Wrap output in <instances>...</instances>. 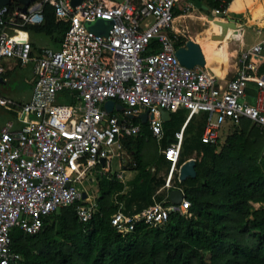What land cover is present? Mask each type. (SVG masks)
I'll use <instances>...</instances> for the list:
<instances>
[{
	"label": "built area",
	"instance_id": "2783aa9c",
	"mask_svg": "<svg viewBox=\"0 0 264 264\" xmlns=\"http://www.w3.org/2000/svg\"><path fill=\"white\" fill-rule=\"evenodd\" d=\"M180 1L83 0L75 7L72 0H34L25 12L11 11L14 2L0 8V84L7 81L2 63L9 59L14 69L33 65L34 74L30 101L0 94V107L11 115L0 123V264L21 259L12 251L15 229L37 234L48 217L78 203L77 216L88 223L98 205L80 185L92 182L94 173L110 172L126 151L124 139L138 137L145 125L172 161L169 183L195 117L205 118L204 144H218L226 127L243 121L264 135V74L254 60L264 55V42L241 52L230 78L207 66L190 69L176 55L186 39L175 23ZM215 2L220 7L212 17L219 20L228 0ZM47 4L57 22L68 25L59 50L35 48L26 30L44 23ZM191 9L185 7L184 16ZM98 20L112 23L108 36L90 31ZM109 101L115 103L112 112L105 108ZM180 110L188 111L187 118L166 149L162 112ZM145 114L146 124L140 119ZM170 188L169 200L171 191L183 192L179 205L156 202L138 214L120 210L112 225L126 237L140 223L158 228L170 212L186 214L191 203L184 191Z\"/></svg>",
	"mask_w": 264,
	"mask_h": 264
},
{
	"label": "trees",
	"instance_id": "16d2710c",
	"mask_svg": "<svg viewBox=\"0 0 264 264\" xmlns=\"http://www.w3.org/2000/svg\"><path fill=\"white\" fill-rule=\"evenodd\" d=\"M193 1L204 3L211 11L220 7L215 0ZM231 2L228 0L223 12ZM10 8L14 11L22 5L16 1ZM182 15L175 11V17ZM44 18L42 25L26 30L51 37L59 50L68 25L57 22L49 4ZM188 41L182 39L179 47ZM33 46L37 48L34 42ZM180 113L164 126V148L187 118L176 123ZM204 127V117L189 123L178 163L179 168L183 166L188 153L202 156L196 162V178L177 182L191 203L186 214L170 212L168 223L158 228L140 223L126 237L112 225L120 210L138 214L154 206L156 189L164 186L150 170L163 158L160 150L146 160L143 154L148 141L156 142L145 125L141 135L123 142L133 157L127 166L137 173L130 181L131 189L125 191L126 184L117 173H105L98 180V210L88 223L78 218L77 207L83 204L78 203L48 217L37 234L13 230L12 251L21 257L14 264H264V135L254 124L243 121L229 127L225 140L208 145L201 141ZM164 205H171L170 200Z\"/></svg>",
	"mask_w": 264,
	"mask_h": 264
},
{
	"label": "rangeland",
	"instance_id": "374dc122",
	"mask_svg": "<svg viewBox=\"0 0 264 264\" xmlns=\"http://www.w3.org/2000/svg\"><path fill=\"white\" fill-rule=\"evenodd\" d=\"M116 1H120V0H116ZM187 14L192 17L188 18L185 21L184 25L186 26V31L182 33L185 34L186 39L196 40L198 35H204L202 34V32H204V28H205V27L203 28L202 24L198 22L199 17L201 16L209 17V15L211 14L207 12L206 10H203L200 7L192 8L190 11L187 12ZM212 25H215V24L208 23L207 28L208 26H212ZM30 34L38 49H44V48L55 49L56 48V44L51 37L46 36L44 34H37V33H30ZM2 65L4 66L6 70L5 77L7 78V81L3 84H0V92L3 94V96L7 97L8 99L16 103L22 104V103L27 102L32 96L33 87H32L31 82L34 77L33 65H29L26 68H15L14 69L15 61L11 59L6 60L4 63H2ZM211 67L214 68V66H211ZM60 104H63L62 99H61ZM180 111L181 113L178 115L177 122H176L178 124H180L181 122L180 119H182V117H186L188 115V111H185L184 113L182 112L183 110H180ZM10 118H11L10 113L0 107V123H3ZM228 132H229V127H226L223 130L222 135H221L222 141L225 140ZM158 148L159 147L157 146L154 140L148 141L145 144V148L143 151L145 160L146 158H149L155 155L157 151L159 150ZM166 149H169V148L166 147ZM162 157H163L162 159L156 162V165L150 168L151 172L156 176L157 181L162 182L164 185L161 188H157L156 189L157 191L155 192L156 202H159V203H165L167 201L169 192L171 190L170 186L173 188H177V187L179 188V184L177 182L178 181L180 182L179 175H180V169L182 167V166L180 168L178 166L176 167L174 174H173V179L171 183H169V178L172 173V161L166 155L162 154ZM185 158H186L185 163L191 160H195L197 162L201 160L202 156L197 155L196 153H188V155H186ZM132 159H133L132 154L128 153L127 151H124L120 159L115 158L112 162L113 173L116 172L118 174H121L122 172L125 171L124 177L126 181V189H125L126 192L131 189L130 181L132 180V177H135L134 175L137 174L136 172L130 171V168L127 166L129 162L133 161ZM121 164L123 168L121 167ZM261 167L264 169L263 164H261ZM102 172L103 173H99V174L94 173L92 175V182H85L84 185L82 186L80 185V187H83L88 192V194L93 197L94 200H96V198L99 196L98 180L101 177V175H103L104 173H107L106 171H102ZM131 172L133 174H131Z\"/></svg>",
	"mask_w": 264,
	"mask_h": 264
},
{
	"label": "crops",
	"instance_id": "0c3cea01",
	"mask_svg": "<svg viewBox=\"0 0 264 264\" xmlns=\"http://www.w3.org/2000/svg\"><path fill=\"white\" fill-rule=\"evenodd\" d=\"M234 3L242 4L244 5V7L240 8L239 10H234L231 7ZM203 4L204 3H200L198 1L195 2L193 0H181L176 10L183 13L185 7L191 6L192 8L200 7L208 12V7ZM227 15V21L235 22L237 27L236 29L228 28L227 30H224L221 28L217 30L214 29L213 26H208L207 28V24L210 23V19L207 16H201L206 19V23L201 20V17H199L198 19V22L202 24V27H205L204 32H202V34L204 35H199L197 36L196 40H192L201 46L205 55L206 66L208 67V69L222 78H230L237 72L238 58L242 51L249 49L256 43L264 42V23L256 22L264 21V0H233L229 4ZM190 17L192 16L182 15L180 17H176V20L183 19L185 23V21ZM219 35L222 36L221 39L215 38ZM31 40L33 41L32 36ZM254 60H256L257 66H259V73L264 74V55ZM211 66H214V68H212ZM0 94L2 93L0 92ZM30 99L28 101H30ZM182 112L184 113L185 111L183 110ZM177 113L171 112L170 119L166 123L171 122L173 120V115ZM176 131L179 130H175L174 132ZM121 167L123 168L122 164ZM124 172H122L121 174H117L119 181L121 180L122 183L126 184ZM109 173L114 174L112 169ZM131 174L133 173L131 172ZM134 178L135 177H132V180Z\"/></svg>",
	"mask_w": 264,
	"mask_h": 264
},
{
	"label": "water",
	"instance_id": "95a60500",
	"mask_svg": "<svg viewBox=\"0 0 264 264\" xmlns=\"http://www.w3.org/2000/svg\"><path fill=\"white\" fill-rule=\"evenodd\" d=\"M18 1L20 4H22V11L25 12L27 8L31 5L32 1L34 0H0V8L9 6L13 2ZM83 0H72L73 5L76 7L82 3ZM209 19L214 20V24L217 25L219 28H222L224 30H227L228 28L236 29V23L231 21H226L225 14L219 15V20H215L213 17H209ZM112 28V23H107L102 20H98L93 25H90L89 29L96 35L101 36H108L109 32ZM215 38L221 39L222 36H216ZM178 59L180 62L190 68L194 69L196 66H200L201 68L206 67V59L205 55L203 53V50L201 46L197 43H195L192 40H189L187 45L185 47L179 48L176 53ZM115 103L113 101H109L106 103L105 108L108 112H112L114 109ZM117 109L119 111L123 110V106L118 105ZM170 112L163 111L162 112V118L165 120V122H168L170 119ZM148 114H145L140 117L141 121L146 124L148 121ZM151 118L153 115L150 116ZM134 117H131L133 119ZM197 171H196V161L191 160L185 163L181 169H180V175L179 179L180 182H185L188 178H196ZM86 193L84 194V199L86 198ZM184 199V194L180 189H175L171 191L170 193V202L174 205H179Z\"/></svg>",
	"mask_w": 264,
	"mask_h": 264
},
{
	"label": "bare ground",
	"instance_id": "6f19581e",
	"mask_svg": "<svg viewBox=\"0 0 264 264\" xmlns=\"http://www.w3.org/2000/svg\"><path fill=\"white\" fill-rule=\"evenodd\" d=\"M201 20L203 21V22H206V19L204 18V17H201ZM176 27H177V29H178V31L179 32H185L186 31V27L184 26V21H183V19H177L176 20ZM210 23L212 24V23H214V20H211L210 19ZM213 27H214V29H217L218 30V27L216 26V25H212ZM199 36V35H198ZM93 184V183H92Z\"/></svg>",
	"mask_w": 264,
	"mask_h": 264
},
{
	"label": "clouds",
	"instance_id": "9594fccd",
	"mask_svg": "<svg viewBox=\"0 0 264 264\" xmlns=\"http://www.w3.org/2000/svg\"><path fill=\"white\" fill-rule=\"evenodd\" d=\"M231 7H232L234 10H239L240 8L244 7V5L239 4V3H234ZM256 22L264 23V21H256Z\"/></svg>",
	"mask_w": 264,
	"mask_h": 264
},
{
	"label": "flooded vegetation",
	"instance_id": "af4514ba",
	"mask_svg": "<svg viewBox=\"0 0 264 264\" xmlns=\"http://www.w3.org/2000/svg\"><path fill=\"white\" fill-rule=\"evenodd\" d=\"M208 12L211 14V15H209V17H212V11L209 9ZM218 29H221V28L218 27Z\"/></svg>",
	"mask_w": 264,
	"mask_h": 264
}]
</instances>
